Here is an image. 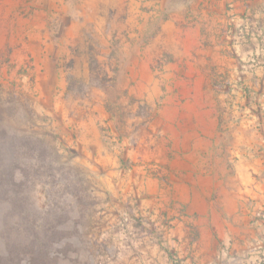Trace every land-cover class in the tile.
Listing matches in <instances>:
<instances>
[{
	"label": "rangeland",
	"instance_id": "1",
	"mask_svg": "<svg viewBox=\"0 0 264 264\" xmlns=\"http://www.w3.org/2000/svg\"><path fill=\"white\" fill-rule=\"evenodd\" d=\"M102 1L96 20L81 0H0V264H264V232L255 255L234 249L211 262L179 250L171 229L184 211L161 214L150 187L156 178L171 186L170 176L141 158L137 134L159 107L133 91L146 69L160 77L149 56L168 18L162 3H188V27L201 9L216 13L211 3L233 1ZM253 1L240 0L243 21ZM214 74L224 112L264 129V87Z\"/></svg>",
	"mask_w": 264,
	"mask_h": 264
},
{
	"label": "crops",
	"instance_id": "2",
	"mask_svg": "<svg viewBox=\"0 0 264 264\" xmlns=\"http://www.w3.org/2000/svg\"><path fill=\"white\" fill-rule=\"evenodd\" d=\"M232 1L211 3L216 13L205 16L201 9L205 24L188 27L182 26L188 3H162L168 18L159 22L153 36L157 48L149 56L160 61V77L146 69L147 79L133 91L159 106L137 134H145L141 158L170 176L171 186L156 178L150 187L160 197L161 214L174 217L176 207L182 208L184 218H173L171 229L179 235V250L211 262L234 249L240 255L248 247L249 254H257L258 234L264 232V129L250 114L224 112L214 80L218 72L239 87H264V3H249L253 15L243 21V3ZM81 3L97 20L105 2ZM229 20L239 29L227 30ZM243 31L245 38L238 37ZM218 243L221 255L209 252Z\"/></svg>",
	"mask_w": 264,
	"mask_h": 264
}]
</instances>
